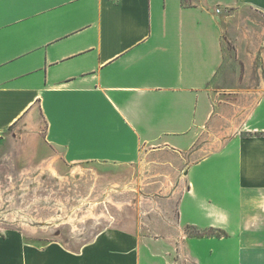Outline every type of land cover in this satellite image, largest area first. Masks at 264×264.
<instances>
[{"label": "crops", "instance_id": "obj_1", "mask_svg": "<svg viewBox=\"0 0 264 264\" xmlns=\"http://www.w3.org/2000/svg\"><path fill=\"white\" fill-rule=\"evenodd\" d=\"M234 56L264 77V0H0V154L17 143L32 163L174 158L178 228L213 231L185 233L189 255L264 264V79L220 102L211 87ZM166 244L126 227L78 249L13 234L0 264H168Z\"/></svg>", "mask_w": 264, "mask_h": 264}, {"label": "rangeland", "instance_id": "obj_2", "mask_svg": "<svg viewBox=\"0 0 264 264\" xmlns=\"http://www.w3.org/2000/svg\"><path fill=\"white\" fill-rule=\"evenodd\" d=\"M227 48L233 52V43ZM263 79L256 67L234 56L211 86L215 101L227 96H221L226 89L239 95L253 91ZM15 137L9 133L8 140H25ZM6 147L0 154V236L21 234L78 249L107 229L126 227L167 238L172 255L168 264H199L189 255L184 235L201 231L187 228L184 233L176 223V204L186 180L174 158L142 157L137 164L121 166L65 165L58 158L32 163L26 158L28 149L17 143ZM150 221L161 226L146 227Z\"/></svg>", "mask_w": 264, "mask_h": 264}, {"label": "trees", "instance_id": "obj_3", "mask_svg": "<svg viewBox=\"0 0 264 264\" xmlns=\"http://www.w3.org/2000/svg\"><path fill=\"white\" fill-rule=\"evenodd\" d=\"M201 234L200 235H196V236H205V235H211V234H206V233H204V232H200ZM221 235V234H220ZM220 235H218V236H220Z\"/></svg>", "mask_w": 264, "mask_h": 264}, {"label": "built area", "instance_id": "obj_4", "mask_svg": "<svg viewBox=\"0 0 264 264\" xmlns=\"http://www.w3.org/2000/svg\"><path fill=\"white\" fill-rule=\"evenodd\" d=\"M217 11H218V12H220V11H221V9H218Z\"/></svg>", "mask_w": 264, "mask_h": 264}]
</instances>
